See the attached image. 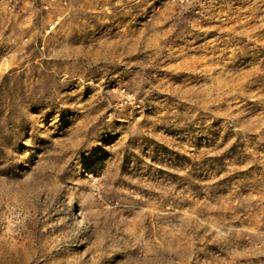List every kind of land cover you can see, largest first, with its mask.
Instances as JSON below:
<instances>
[{
    "label": "rangeland",
    "instance_id": "374dc122",
    "mask_svg": "<svg viewBox=\"0 0 264 264\" xmlns=\"http://www.w3.org/2000/svg\"><path fill=\"white\" fill-rule=\"evenodd\" d=\"M0 264H264V0H0Z\"/></svg>",
    "mask_w": 264,
    "mask_h": 264
},
{
    "label": "built area",
    "instance_id": "2783aa9c",
    "mask_svg": "<svg viewBox=\"0 0 264 264\" xmlns=\"http://www.w3.org/2000/svg\"><path fill=\"white\" fill-rule=\"evenodd\" d=\"M56 23H57L56 20L51 21V23L48 24V27L49 28L47 29V32L51 31L54 28V26H55Z\"/></svg>",
    "mask_w": 264,
    "mask_h": 264
}]
</instances>
